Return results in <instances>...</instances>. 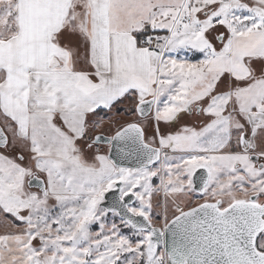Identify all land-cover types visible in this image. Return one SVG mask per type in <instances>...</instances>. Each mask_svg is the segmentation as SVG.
I'll use <instances>...</instances> for the list:
<instances>
[{"label":"snow or ice","instance_id":"1","mask_svg":"<svg viewBox=\"0 0 264 264\" xmlns=\"http://www.w3.org/2000/svg\"><path fill=\"white\" fill-rule=\"evenodd\" d=\"M0 264H264V0H0Z\"/></svg>","mask_w":264,"mask_h":264},{"label":"rangeland","instance_id":"2","mask_svg":"<svg viewBox=\"0 0 264 264\" xmlns=\"http://www.w3.org/2000/svg\"><path fill=\"white\" fill-rule=\"evenodd\" d=\"M190 122V121H189Z\"/></svg>","mask_w":264,"mask_h":264}]
</instances>
